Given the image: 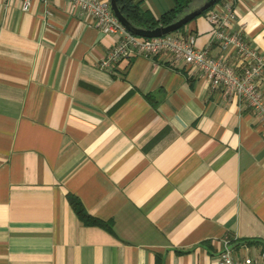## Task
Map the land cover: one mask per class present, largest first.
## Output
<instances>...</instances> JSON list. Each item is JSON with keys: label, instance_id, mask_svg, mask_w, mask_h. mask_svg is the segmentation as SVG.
I'll list each match as a JSON object with an SVG mask.
<instances>
[{"label": "crops", "instance_id": "1", "mask_svg": "<svg viewBox=\"0 0 264 264\" xmlns=\"http://www.w3.org/2000/svg\"><path fill=\"white\" fill-rule=\"evenodd\" d=\"M17 1L0 0V264H207L222 248L264 263L254 111L165 53L98 67L113 36L91 15ZM134 1L155 18L172 6ZM229 2L231 29L264 56V0ZM183 25L216 53L203 14Z\"/></svg>", "mask_w": 264, "mask_h": 264}, {"label": "built area", "instance_id": "2", "mask_svg": "<svg viewBox=\"0 0 264 264\" xmlns=\"http://www.w3.org/2000/svg\"><path fill=\"white\" fill-rule=\"evenodd\" d=\"M44 1V0H42ZM82 11L91 15L94 26L102 33L112 35V45L100 57L98 67H106L120 58L142 54L153 58L160 53L171 59L182 60L192 65L197 76L212 87L218 88L224 96L249 106L255 116L264 124V97L259 89L264 79V56L243 36L240 28L231 29L234 10L229 0L214 2L204 10V18L210 24V41L216 44V53L205 47L194 45L189 32L175 29L155 36H137L123 27L112 14L108 0H69ZM31 0H18L21 10L30 7ZM262 133L264 135V126ZM227 240L224 239V245ZM245 250L230 251L222 248L207 264H264Z\"/></svg>", "mask_w": 264, "mask_h": 264}, {"label": "trees", "instance_id": "3", "mask_svg": "<svg viewBox=\"0 0 264 264\" xmlns=\"http://www.w3.org/2000/svg\"><path fill=\"white\" fill-rule=\"evenodd\" d=\"M113 1L119 10L118 12L123 16L124 19L126 18L131 23V25L151 29L156 24L165 25V23H168L177 18L178 15L183 13V11H185V9L189 7V4L192 0H172V6L169 9L164 10L163 13L161 12V14L157 18L150 14L146 9L140 8L138 3H136V1L134 0ZM210 6H208L207 8H209ZM205 9L206 8H204V10ZM204 10H199L200 12L197 15L204 14ZM183 26L184 25L182 24L179 29H182ZM66 201L74 211V214L83 222L90 223L92 225L97 224L105 229L108 228V222H103V220L101 219H98L94 216H89L81 203H78L75 196L68 194Z\"/></svg>", "mask_w": 264, "mask_h": 264}, {"label": "water", "instance_id": "4", "mask_svg": "<svg viewBox=\"0 0 264 264\" xmlns=\"http://www.w3.org/2000/svg\"><path fill=\"white\" fill-rule=\"evenodd\" d=\"M110 9L112 10V14L116 16V18L122 23L123 27L126 28L128 31L136 34L137 36H155L160 34H165L172 30L178 29L182 24L191 20L195 15H197L200 11L204 10L208 6L212 5L217 0H205L203 4L198 6L197 8H193L191 10L183 11L177 18L173 19L172 21L163 24H156L154 27L150 28H143V27H136L131 25V23L118 12V8L116 7L113 0H108Z\"/></svg>", "mask_w": 264, "mask_h": 264}]
</instances>
